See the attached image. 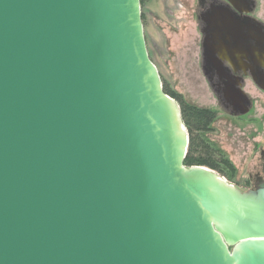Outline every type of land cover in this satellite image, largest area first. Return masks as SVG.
Here are the masks:
<instances>
[{
    "label": "water",
    "instance_id": "95a60500",
    "mask_svg": "<svg viewBox=\"0 0 264 264\" xmlns=\"http://www.w3.org/2000/svg\"><path fill=\"white\" fill-rule=\"evenodd\" d=\"M220 8L203 67L249 50L264 91V23ZM188 146L140 0H0V264H264V181L186 166Z\"/></svg>",
    "mask_w": 264,
    "mask_h": 264
},
{
    "label": "rangeland",
    "instance_id": "374dc122",
    "mask_svg": "<svg viewBox=\"0 0 264 264\" xmlns=\"http://www.w3.org/2000/svg\"><path fill=\"white\" fill-rule=\"evenodd\" d=\"M194 2L196 9L197 0H160L152 5L153 13L146 19L147 49L161 78L171 89L193 105L215 108L214 94L201 70V34L197 19L186 17L189 16L188 5ZM255 11L254 16L264 22V0H257ZM249 90L254 103L249 114L231 118L218 108L219 117L207 134L214 147L237 170L234 177H222L243 191L255 187V176L263 164L261 151H264V91L255 85ZM222 169L228 173L227 168Z\"/></svg>",
    "mask_w": 264,
    "mask_h": 264
},
{
    "label": "flooded vegetation",
    "instance_id": "af4514ba",
    "mask_svg": "<svg viewBox=\"0 0 264 264\" xmlns=\"http://www.w3.org/2000/svg\"><path fill=\"white\" fill-rule=\"evenodd\" d=\"M159 1L160 0H140V2H141V19H142L143 28H144V36H145V31H146L147 25H148L146 23V19L148 18L149 15H151L153 13L152 12L153 9L151 7H152V5H154V6L157 5ZM256 2H257V0H256ZM194 7H195V2H194V4L190 3L188 5L187 11H188L189 16H186V17L187 18L191 17L192 19H194V17H195L197 19L198 27H199L200 34H201V42H200L201 70H202L204 77L206 78V80L208 82L210 89L212 90V92L214 94V98H215V102H216L215 108H209V107L207 108L206 107L205 109L214 111L216 113V120L219 117V115H218L219 112H222L223 114H225L231 118L245 117L249 113L246 115H236L235 114V107L233 105V103L235 101L234 89H236V88L242 89L249 96V98L252 100V98L250 96L251 91L249 90V88H252V86H254V85L256 88H259L256 85V83L254 82L253 77H252V72L257 69V67H254V65H253L255 63L252 60V55L249 53V50H248V53L246 51L243 52L241 50L239 55H238V60L236 61V63L234 65L230 64L226 59H221L218 56V61L221 63L220 69L219 68L206 69L203 67V55H202L203 35H202L201 30H202V28L205 27L203 17L205 16V14L207 12H213L215 9L216 10L221 9L220 7H222L225 10L229 9L232 13H235V15H236V17H238V19L239 18L242 20L246 19V21L251 22V20L249 18H247V16L256 18L254 16V13L256 12L255 11L256 7L249 14H246V12H240L239 10H237V8L230 5L228 0H197L196 9ZM240 7L245 8L246 6L244 4H242ZM166 9H168V8H166ZM166 9H164V10H166ZM164 10H163V13H164ZM186 14H187V12H186ZM224 16H225V14H224ZM158 18H162V16H159ZM256 19L261 21L262 23H264L262 20H260L258 18H256ZM145 40H146V46H147L146 36H145ZM148 53H149V51H148ZM149 56H150V53H149ZM252 103H253V100H252ZM253 105H254V103H253ZM253 105H252V107H253ZM252 107H251V109H252ZM218 108H219V112L216 110ZM262 153L264 154V151H261V156H262ZM262 158H263L262 159L263 164L261 166V170L258 171L256 176H255V187L251 188L253 190H256L260 186V184L264 181V175H263L264 155L262 156Z\"/></svg>",
    "mask_w": 264,
    "mask_h": 264
},
{
    "label": "trees",
    "instance_id": "16d2710c",
    "mask_svg": "<svg viewBox=\"0 0 264 264\" xmlns=\"http://www.w3.org/2000/svg\"><path fill=\"white\" fill-rule=\"evenodd\" d=\"M162 83L164 92L178 102L183 122L188 129L189 146L184 164L206 166L216 170L221 176L234 177L237 172L235 166L219 149L214 147V143H211L207 136L213 130L216 113L189 103L182 94L171 89L163 79ZM222 167L227 168L228 173L224 172Z\"/></svg>",
    "mask_w": 264,
    "mask_h": 264
}]
</instances>
